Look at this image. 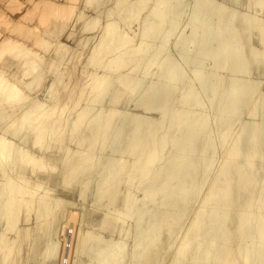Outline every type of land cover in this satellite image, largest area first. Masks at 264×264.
Here are the masks:
<instances>
[{
  "label": "rangeland",
  "instance_id": "374dc122",
  "mask_svg": "<svg viewBox=\"0 0 264 264\" xmlns=\"http://www.w3.org/2000/svg\"><path fill=\"white\" fill-rule=\"evenodd\" d=\"M14 1H15V3H14ZM38 1L39 0H13V2H12V0H10V2H9V0H7V1L6 0H2V1L0 0L1 18L3 19V17H6L5 22L7 25V26L6 25H0V32H1V35H3V36L10 34V30L12 28H16V30H17V29H20L22 27H26V28H24L25 30H29V28H31V31H32V27H34V29L35 28H37V30L39 29L37 32L42 33L45 30V28L47 27V25L50 24L51 22H54L55 24L63 25L62 28L58 27L59 28L57 30L58 34H56V35H51V34L45 35V31H44L45 38L51 44L48 46V48H45V49L41 48V50L47 51V53H45V55L49 54V52H50V54L48 56L52 57V61H55V63H57L58 65H56L57 69L54 70L53 67L55 65L52 67L48 64H43V65H45L46 69L42 65V66H40V68L36 69V72L42 73V72H40L41 70H44V69L47 70L50 66L51 67L50 69L51 70L53 69L52 72L49 69V71H45L46 75L44 73L43 76H46L45 77L46 80L48 78H51V80L49 79L48 83H46V81L44 79V81H42L43 83L41 82V84H40L39 88H37V90H33V85H31L32 89L30 88L29 91L27 89L28 92H26V90H25L26 94H28V96H29V98H28L29 101L27 102L26 100H24L23 101L24 103L21 102V104H18L16 106L18 108L16 110L18 114L15 111L11 117V119L13 118L12 120L15 122H12L11 119H9L8 121H10V122L7 125H4L1 127V128H4V131L2 130V132H1V129H0V135H2V133H3L5 136L7 135L9 137V133H8V129L10 128L9 125L12 126V124L16 123V121H18V122L20 121L19 117L21 118V116L23 114H19L18 110L20 107L24 108V106H26L25 104H27L28 106H31L32 104L30 105V102L33 103V100H34V98H32V97L35 96L36 100H34V101L38 100V103L36 104V105H38L41 102V100L43 102L45 101V103H46L48 101L47 98H51V100L50 99L49 100L54 102L55 99L53 96H55V95H53V96L50 95L51 91L48 92V90H53V89L56 90L57 89V90H59L58 96H61V95H59V94H62L60 90H64L65 86L59 85V87H57L58 85L55 84V82L51 85V83L54 79L51 77V74H52V76H54V73H58L59 71H61V72L63 71L62 73H64L63 74L64 78H65L66 74H70V78H72L75 81V83H74L76 85L75 89L77 87L78 88L80 87L84 90L87 89L92 83L93 84L97 83V81L101 78H105V79L109 78V81L104 83L101 86V90H99L100 92H102V95L100 97H98L97 99H95L93 102H91L92 98L89 99L90 102L87 101L86 96L82 92L74 94V96L72 97V101L69 102L68 109L66 108L63 111L64 114L62 113L64 115V116H62V118H65V119L67 118L66 119V122H67L68 117H69V115L67 117V114L71 113V111H72L71 115H73V117H72V120L69 117V119H70V121L68 120L69 124L72 123L71 121L76 119L75 117L77 115L78 110L81 107L84 108V106H86L85 109H87V112H91V114L89 113V115L85 114L87 116V118L88 117L90 118V116L93 113L95 114V112L98 113V114L96 113L97 118L98 117L100 118L101 116L103 117L105 114L104 115H102V114L107 113V110H109V103H107V102L111 101V97L109 100L110 90L112 91L111 88H115V86L119 85V83H118L119 79L126 78V85L127 86H126V91H125V95H124L125 100H123L124 101L123 103L122 102L120 103L119 107L118 106L116 107L118 110L117 111L118 114L115 116V118L113 119V122L111 123L112 128L113 127L117 128V127H119L120 123H124V122H125L124 125L126 124L127 129L131 128L132 123L130 122L131 121L130 118L134 119L133 118L134 116H135L136 120H138V121L144 120L147 123H150L153 120L156 121V119L157 120L160 119L161 120V128L157 131V138L159 140H161V139L164 140L165 138L169 137V140H171L172 134H173L172 137L175 138V136H176L175 135L176 133H175L174 127H173V123H174L173 119H175V116L178 115V117H180V118H188V119L190 116H197L199 118H207V119H205L206 120L205 125L199 130L197 137H195V139L192 143V148L193 147H195V149L197 148V152L199 149V155L201 152V155L204 156V161L202 160L201 164L198 163L199 165L197 166V171H196V173L198 175H196V173H195L196 180L194 178V181L196 184L195 185L196 190L198 192L195 191L196 194L192 193L193 194V195L191 194L192 196L189 195L187 197L188 202H185L184 206H178V205L172 204L170 206V209H168V210L162 209V207H161L162 204H160L162 193L158 197H157V195H155V196L152 195L148 190L149 184H146V183L150 182L151 180H153V178L151 177V176H153L151 171L144 173V174H140L138 176H134L133 178L129 177L125 171L122 172L124 174L121 173L120 175L115 176V179H113V180L116 182V178H117V180L119 179V181L116 182L118 187L116 186V183H115V186H114L115 189L112 191L113 194L111 193V196H112L111 201L109 202V200L103 199L101 201V203H103V202H105V203L98 205L97 204L98 195L100 194V191H102L100 189V187L102 186V182H101V180L103 179L102 176H104V174H106V172L108 171V168L110 169L111 166L113 165L112 167H113V169H115L114 165H116V163H119V162H117V160H119V161L121 160L122 163H124V164H125V162L128 164L129 160L131 161V162H129V164H131L133 162L132 160H134V158L132 157L133 155H130L129 153L121 152L120 154L121 155L123 154L121 156L119 154V151L116 152L120 143L113 142L112 144H110V143L108 145L105 144V146L107 145L106 148H105L104 144L102 145V147L99 144L95 145L93 148L95 152L92 150V153H93V156H92L91 152L89 153L90 150L87 151L88 152V154H87L86 149H83V145H84V147L86 146V148H87V143L85 144V141H82V143L81 142L77 143V140L75 139V135H73V134H72L73 136L70 135V133H68V129L65 133V136L63 137V139L65 140V143H62V142H64V140H62V142H60L58 144L56 143V145L50 144L51 146L49 145L48 141L47 142L45 141L42 146L37 145L36 147H34L32 145V143L30 144L31 141L25 142L24 143L25 145H23V144L21 145V143H19L20 145H18L17 143L20 141H17V139H15V138H12V140H10V138H9V140L12 143L14 142V144H16L15 149L21 148V146H22L21 150L26 152L25 150L28 149L27 152L30 154L32 153L31 155H29L26 152L28 154V157L35 156L38 159L40 157V161L42 158H43V160L46 161L45 162L42 160L41 161L42 166L44 165V167H42V168H39V167L36 168L35 167L36 170L34 168H32V166H31L32 164H29V163L27 164L30 166L24 165V167L26 168L25 171L28 168L27 172L24 171V179L25 180L27 179L28 181L31 180V182H30L31 184L29 183V185H32V186L37 183L38 189L36 190V192L38 195L35 192L34 198L36 196H37V198H39L40 195L42 193H45L46 191H47L46 192L47 196L51 195L50 197L53 198L54 200L50 199L51 200L50 204L51 205L53 204L55 206V208H54V206L52 205L53 214L58 208L57 205L55 204V199L60 200L61 203H63V198H65L64 204L60 207L59 210H57L62 215V217H60V221H61L60 224L63 222V219L61 220V218H63L64 214H66L65 211L70 210L69 208L72 209L73 205L74 206H75V204H77V205L75 206V208L73 207V210L69 211L70 213L67 211L69 216H71L70 217L71 219L68 217V214H66L67 218L65 216L64 222H63L66 225V227L63 223L61 224L62 227L59 224V226L61 228L60 227L54 228L53 229V232H54L53 236H52V232H51L52 229L49 230V227L52 225V223L54 221L53 217L51 218V216H50L51 219L47 218V219H45V222H43L44 220H41L42 218L39 215V213H38V215L36 213V211L40 212V206L37 205V203L34 204L35 201H33L32 205L30 207L31 210L29 209L28 213L25 210H23V211L21 210L20 214H22V215L19 214L18 220L15 223L14 227L13 226L9 227V229H10L9 232L4 233L5 227H4V223L2 222L0 224V226H3V229H2V227H0L1 228L0 229V235H2V237L0 239V246L2 244H4V239H5V243H6L9 241L8 240L9 238H10V241H9L10 244H13L12 236L14 235V239H15L14 242H15V245L17 247L15 250L14 244L12 245L13 249H11L8 253V255H9V257L7 258L8 263L11 262L9 264H15L17 262V264H21V263L23 264L24 262H26V258L28 259V257L29 258L31 257L32 242H31L30 246H29V243L31 240H33V234L34 233H32V237H31V234L30 233L28 234V232L30 230V232L34 231L36 233L35 229H37V232L39 231V233L42 232V234H44V233L46 234V236L44 235L45 239H46V243L47 242L49 243L50 241H52V242L56 241L57 243L60 242V244L58 243L59 245H58V251H57V256H56L57 258L60 257V260L58 258V260H57L58 263H56V264H69V261H73V259H76L75 254L73 253L74 250L72 248L73 244H74V238H75V237L73 238V236H74V234L76 236V234H78L79 229H80V232L83 234L92 233L94 235V232H96L95 236L102 237V239L100 237L97 238L99 241L100 240L106 241L107 238H108V240L106 242H108L110 244L111 243L117 244L121 241L122 242L124 241L123 243L125 246L123 247V249L120 252V254L123 256V260H122L121 264H125V262H126V264H128V263L130 264L129 254L131 255V253L133 252L132 250H134L135 246H137V244H136L137 239H141V237H143L144 234H149L150 232H152L153 229L157 226L156 224H158L160 222V219L164 218V216H167L168 214H170L172 216H177V217L179 215V217L177 219L176 229L174 232V234H176V235L173 234L174 236L171 237L170 234H168V236L165 233L161 234L160 237H162L161 239H163V240H165L166 237H167V239H169L168 237L170 236V239L171 238L172 239L171 240L169 239V240L172 244L170 242H168L169 240L166 239V246H165V241H164V247L161 248L162 250L161 249L159 250L160 251L159 255L164 256L167 251L169 252L170 249H171L170 253L171 254H172V252L174 253L177 250V248L179 247L178 243L180 244L182 239L185 237V232L187 234L188 230H190L189 226H190V228L192 226L193 221H192L191 217L195 216L197 213V212L195 213V210L199 209V207H201V205L200 206L198 205V204L203 203L202 200H204V199H201V198H203V197L205 198V196H207V192L209 193V190L207 188L211 189V185L214 182L220 180V179H218V175H216L218 173H216L215 175L213 174L214 171H216V172L218 171V168L223 163L222 161L228 160L232 163V165L238 161L243 162L244 155H245L243 151L246 148V146H245V148H243V146L245 144V141H247L246 140L248 138L247 136L250 135V132L252 129L250 127L255 126L257 129V128H260V124L261 125L264 124V122L262 123V121L264 120V3H261L259 8H258V4L255 5V2H253V0H247V1H245V0H232L233 4L230 3L231 0H214V1H216L215 4L218 3L219 5L220 4L222 5V6L220 5V7L218 8V7H216L217 5L216 6L213 5V7H212V3H214L213 0H212V2L210 0H206V1L204 0L205 3L207 2L206 5H204V7L201 8L199 11H196L192 8V5L195 2V0L194 1L193 0H183V1L182 0H160L161 2H163L164 8L169 7L172 9V11H167V9H166L163 12L164 21H163V24L161 25V27L154 29L153 31H149L147 33L146 40H144L140 44V33L142 31L143 25L145 24V21L147 20L146 18H147L148 12H149L151 6L156 1H158V0H148L147 5H145V7L142 8L141 13L138 16L137 21L134 24V26H133L134 28L132 30L126 26H124V28H123V24H121L119 22L120 28H122L121 32L124 34L127 32L126 36H127V34H128V37L132 36L133 40L131 41V43L125 44L122 47L117 46L118 50L128 47V52L130 51L129 52L130 57L128 59H126V62L123 64V67L121 69H115V71H113L110 69L112 66L108 65L110 68L107 66V62L109 59H111L113 57V55L118 50H114L113 52H111L113 50L112 49L110 51L111 53L108 52L105 55V57L102 58V62H99V63H94V59L97 58L98 56L93 51H94L95 46L100 42L101 38L106 34V32L104 30L105 25L107 23H112L114 20H117V16H119L118 14L120 13V6L124 5L125 3L132 2L134 0H125L121 5L115 6L114 9H113V6L117 2V0H86V1L85 0H75L74 1V3H75L74 12H72L68 17H66L64 19H58L57 22H55L54 18H50L49 20L46 21V23L44 22L45 20L41 21V19H42L41 14L43 13V7H42L43 5L38 4ZM192 1H193V3H192ZM242 1L244 2V5H243ZM208 2L210 4H208ZM81 4H84L85 6L80 9L79 7L81 6ZM245 5H246V7H245ZM223 6H224V8H223ZM252 7H254V9ZM255 8H256V11H255ZM259 9H260V11H259ZM40 10H42V11H40ZM81 10H82L83 14L81 17H79L78 14ZM241 15H244V17H245V15H247V17L254 16V17H251V18L249 17V18L250 19L253 18V21H255L254 20L255 17L258 18V20L260 21V25L263 26V29L261 31V30H258L256 27L254 28V26L249 25V27H248L249 28L248 29L249 34L247 33L245 35L246 36L245 40H247L246 41L247 43L245 46H241V44H239V42H237L234 39L235 30L238 27V25H236V18L238 17V19H241L242 18ZM26 17H29V19L30 18L31 19L30 20L26 19ZM149 18L151 20H153V18L148 17V19ZM174 19H176V21L179 23V32H177L176 34L170 27V22ZM10 24H11V28H10ZM119 25H117V26H119ZM262 26H261V28H262ZM127 28H128V30H127ZM123 29H125L126 32ZM116 32H118V29L117 30L115 29V33ZM129 32H130V34H129ZM131 32H133L132 35H131ZM111 33H114V32H111ZM171 33H172V35L168 38L169 41L167 42V44H168L167 48L164 52H162L161 51L162 42L167 38V35H169ZM55 36H57V37H55ZM254 40L255 41L257 40V42H255ZM259 42H260V44H259ZM250 43H252V47L250 46V51H249V44ZM117 45H119V42L117 43ZM247 46H248V48L246 50L249 51V53L252 51L250 53L251 55L253 53L252 58L251 57L249 58V54H247V52H245V47H247ZM238 50H240L241 54L244 53L243 54L244 57L247 54L249 62L251 63L250 65L251 66L253 65V67L256 65L255 67L258 68L257 72L254 71V70H256V68L252 67L253 69L252 68L249 69L250 65H249V68L246 69L247 62L245 61V58H244V60H243V58H241L242 64L239 63L237 66L232 65L231 63H227L225 61L226 59H228L227 57L229 54L235 53ZM55 51L59 52V53L56 54ZM45 55H44V57H45L44 59H46V58L49 59V57L45 56ZM28 57L26 56V59H28ZM21 58L22 57L17 58V59L18 60L20 59L19 61H21L22 60ZM14 59H16V58H14ZM90 59H92L93 64L90 62ZM259 64H260V66H259ZM261 65H263V69L259 70ZM171 66H175L177 69V72L179 74V76L175 77V79L171 74L167 73V71H166ZM262 70H263V72H262ZM14 71L15 72L17 71V66L14 67ZM50 72H51V74H50ZM260 72H262V73H260ZM71 73H72V75H71ZM7 74H9V73H7ZM48 75H49V77H47ZM75 76H77V78ZM70 78H68V77L65 78L66 80L69 81L68 85L70 83H72V85L70 84L67 89H69L70 86L74 87V85H73L74 81L72 79L70 80ZM31 79H32V77L31 78L29 77L28 79L26 78V80H23V81L28 82V80H31ZM45 84H48V85L45 86ZM54 84L57 86H55ZM48 86H49V88H48ZM55 87H57V88H55ZM151 87H158L155 94H153V92L151 94H149L150 90L152 91ZM44 88H45V90H44ZM34 89H36V87ZM39 89L41 92L38 91ZM30 90H32L33 92ZM36 91H37V93H36ZM45 91H47V93H45ZM38 92H40V93H38ZM93 92H95V91H93ZM251 92L253 93L254 96H252V95L249 96V94ZM163 93L169 94L168 95L169 101L166 102L167 104L165 106H163L162 99L160 100L161 95ZM30 94H33V95L30 97ZM45 94L48 97L45 98ZM36 95H38V96H36ZM41 95L45 99L42 98ZM247 95L251 99L248 98ZM253 97H255L256 99ZM88 98L89 97H87V99ZM252 98H253V100H252ZM39 99H41V100L39 101ZM246 99H248V103L245 104ZM143 100L148 101V102H146V103H148V106L149 105L157 106L156 109H154V110L149 109L151 111L145 110V109H148L149 107H147V108L145 107V109H144V106H146V105H143V107H142V104L140 105V103L143 102ZM249 100H251L252 102ZM232 101H235V103L239 104V106H240L239 110H241V111H238L237 116L235 115L236 117H234V116H233L234 118L232 117L233 119L230 118L229 114L227 115L226 111H225L226 113H224V112L219 113L221 106L227 107L230 104V102H232ZM53 102H49L47 107L50 106V103L52 105ZM105 102L107 105L105 104ZM34 103H33V105H35ZM45 103H41L39 105H43ZM88 103H89V106H88ZM90 103L93 104V105L91 104L92 105L91 107H90ZM46 104H45V108H43L44 110L46 109ZM72 104H75V107L77 108V110L74 106H72ZM85 104H87V105H85ZM138 104H139V106H138ZM110 105H111V103H110ZM70 106H72V107H70ZM106 106H107V108H106ZM73 107L75 108V110ZM52 108H53V105L51 106V109ZM70 108L72 109L71 111H70ZM88 108L90 111H88ZM48 109H49V107H48ZM51 109H49V110L46 109V110L50 111ZM73 110H74V112H73ZM251 110L254 111V113H251ZM53 111L55 113V111H57V110L54 108ZM248 111L250 114L248 113ZM79 112H80V110H79ZM20 113H21V111H20ZM22 113H23V111H22ZM65 113H66V115H65ZM246 113H247L248 117H247ZM16 114H17V116H16ZM94 114L92 116H95ZM54 116L57 117L56 114H54ZM136 116H138V118H136ZM14 117H17L18 119L16 118V120H15ZM116 118H118L120 120H121V118L122 119L126 118L127 120L124 119V120L118 121V119H116ZM128 119H129V122L127 124ZM225 119L226 120L228 119L227 120L228 125L230 122L229 126L232 125L231 126L232 128L231 127L230 128H231V130L233 129V131H231V132L238 134L237 129L239 127L238 125H240V124H242V128H244V126H245V129L247 128V131H245V129H242L241 125H240L239 129L241 131L238 129L239 132L241 133V134L239 133L240 134L239 136L241 137L242 131H244L243 133H245L247 135L246 139L244 137L245 134H243L244 138L243 137L240 138L238 135H235V134H234V136H235V138H234V136L232 135V137L234 138L233 141H238V143L242 146L241 156L239 157L240 159H236V157L226 158L228 151H227V149L225 151V148H227L228 143L225 144L226 146H224V145H221L219 140H218L222 130L224 129L223 127L226 126L225 125L226 124ZM42 120H43V117H42ZM42 120H41V118H39L38 121H42ZM117 121L119 123H117ZM148 121H150V122H148ZM84 122L86 123V121H84ZM222 123H223V125H222ZM5 126H6V128H5ZM70 126L71 125H69L68 127H70ZM87 126H88L87 123L84 124L82 122V125L80 126L79 133L81 132L82 128H83L82 129V131H83ZM236 126H237V128H236ZM248 127L250 128L249 133H248V131H249ZM261 127H262L261 131H262L263 125ZM234 129H236V130L234 131ZM5 130H6V132H5ZM145 131L146 130L143 131L144 135H145ZM263 131H262V134L260 133V129L258 132L260 135V138L262 137V140L259 139L261 141V142L259 141V145H260V146L258 145L259 148L261 147L262 143H263L262 146L264 145V142H262V141H264ZM70 132H71V127H70ZM68 134L71 137V140L74 137L73 138L74 144L72 143L73 142L72 141L71 147L74 146L73 149L75 151L73 149H71L70 147L69 148L71 150L68 149V147H67V146H70L69 145L70 143L67 141V139L70 140L69 137H67ZM4 135H2V136H4ZM30 138L31 139H29V140H32V134H31ZM174 138H172V140ZM237 138H239V140H237ZM242 139L244 142L243 141L239 142ZM231 140L232 139H230V141ZM233 141H231V144ZM75 142H76V144H75ZM242 143H244V144H242ZM60 144H61V146H62V144H64L63 145L64 149L67 148L65 151V154L64 153L61 154L62 149H61V151L59 150L61 147ZM166 144L167 145H165V147L163 149H161V151L159 152L157 160L155 162H153V164H154V165L152 164L153 168L155 169V167H156V170H158V171L161 170L160 168L162 167V164L165 162L163 159V158H165V156H166L165 160H167L168 156H169L171 158L174 157V159H176V160H183V162H182V166L180 167V171L176 172V175H175L176 178H174V180L167 181L164 184L162 183L163 185L161 184L159 186V188L162 186L161 191H163L165 193L170 192V191L175 189V187L177 186V184L180 181V178H179L180 175L182 174V172L185 171V168L189 165V162L192 160L193 155H194V151H191L189 154L186 153L185 141L182 138H178V141L176 142L175 145H171L170 143H166ZM229 144H230V142H229ZM229 144H228V146H229ZM31 145L33 147H31ZM246 145H247V143H246ZM26 146H28L27 149H26ZM46 146H47V149L50 151H51V147H52L53 150L55 149L54 150L55 152L51 151L52 152L51 153L48 151V153H46L47 149L44 150V148H46ZM65 146H66V148H65ZM78 146H80V148H82L81 151L78 148ZM40 147L42 150H40ZM49 147H50V149H49ZM55 147L58 148L59 153H57L58 151L56 152ZM95 147H97V151H98L97 155L98 156H96ZM29 148H31L35 152H36V150H38V151L35 153ZM102 148H104V150H101ZM113 148H114V150H113ZM76 149H78L80 153H84L86 155L90 154L91 159H92V157L94 158L91 161L92 166L90 165L91 168L94 169V171H93L94 173L93 172L91 173L92 170H91L90 166L87 167L84 170V173L80 176V180L77 179V182L75 180V182L78 185V186L76 185L77 186L76 188L73 187V186H75V182L73 184H71L70 186H62V187H61V185H57L55 182V183H53V185L55 187L58 186L55 188V187H52L51 181H50V184H49L48 180L38 181L39 175H40V177H42V176H44V177L49 176L50 177V175H51L52 180L55 178V176H58V172H61V169H62L61 166L65 163V159L67 157L68 150H69V153L71 151L70 155L71 154L73 155L72 151H74V154H76L75 152L78 153V150H76ZM99 150H101V151H99ZM228 150H229V148H228ZM260 150H261V152H263V159H264V149L263 150L260 149ZM40 151H42V152L39 153ZM167 151H170V152H167ZM223 151L225 152L224 155H226V156L222 155ZM53 152H54V154H53ZM99 152H102L101 157H99ZM197 152H196V156H197ZM34 153L36 155H33ZM167 153H169V154H167ZM47 154L52 155V156H48ZM57 154L60 156L59 157L56 156ZM63 154L65 155V159H64ZM94 154H95V157H94ZM127 154L130 155L132 158L129 157ZM43 155H45V156H43ZM53 155L56 156L57 158H59L58 161H57V158L54 157ZM47 156H48V158H47ZM53 157H54V159H53ZM62 159L64 160V163H63ZM162 159L164 162L162 161ZM263 159L260 158L261 162L258 161L259 164L257 163V166L254 167V169L257 167L256 170H257L258 176L257 175L256 176L258 177V181H256L254 185H250L246 189H244L245 194L246 193L249 194V192L252 190V192H250V194H252V196H251L252 204L248 210V213H250V212L260 213L261 212V209L258 208L257 201L264 199V192L262 191V187H261L262 183L264 184V182H263L264 176L260 175V171L258 172V169L260 170V168L264 164ZM59 160H60V163H59ZM93 160H94V163H93ZM95 161H97L96 164H95ZM101 161H102V164H100V165H102L103 168L100 167V165H99V162L101 163ZM105 161H107V162L104 165L103 162H105ZM262 161H263V163H262ZM159 163H160V165H159ZM217 163H219L220 166L217 169H215V166L217 167V165H218ZM59 164H61V165H59ZM107 164H108V168H107ZM258 165H259V167H258ZM46 167L48 168V171L45 169ZM60 167H61V169H59ZM88 169L90 170V175H89ZM98 169H99V172H98ZM101 169L104 170L103 175H101L103 171H101V174H100ZM261 169H262V171H261L262 174H264V172H263L264 165ZM95 170H97V172ZM105 170H106V172H105ZM256 170H254V171L256 172ZM14 171L16 173V169H14ZM14 171H12V174H14L13 173ZM87 171H88V173L86 175ZM29 172H30V177L32 179L31 178L29 179V175H28ZM43 173H45V175H43ZM96 173H97V175H96ZM93 175H94V177H93ZM59 176H60V173H59ZM59 176L56 178L58 179ZM100 176H101V178H100ZM197 176H198V178H197ZM97 177H98V179H97ZM122 177L125 180H123ZM259 177H260V179H259ZM56 178L54 179L55 181H56ZM81 178H83V179L88 178L89 179V182H87V186H86L87 189H85V191L88 194H89V190H91V192H90L89 196L86 194L85 191H84L85 192L84 194L82 193L83 198L85 197L84 200H86L88 198L87 199L88 202L85 201L86 203L81 201L82 198L81 199L79 198V195H81L78 192L81 190V188H80L81 187ZM135 178H137V179H135ZM210 178L212 179V181L210 180L209 182H207ZM213 178H215V180ZM138 179H139V181L141 180L142 183L144 182L146 185L144 183L141 184V182L139 183ZM78 180H79V182H78ZM120 180L124 181V183H122V181H120ZM28 181H27V183H28ZM33 181L35 182V184L33 183ZM90 181H92V182H90ZM130 181H132V182L134 181L135 184L131 183ZM136 182H137V184H141V186H144V187L146 186V188L148 187L147 190L145 191L146 188H144V187H142V189L140 187V189H141L140 190L138 187L139 185L136 186ZM95 183H96V185H95ZM125 183L128 185H125ZM207 183H210V184H208L209 186L207 185ZM39 184H42V185H39ZM197 184H198L199 189L197 188ZM39 186H40V188L42 186V188L43 189L45 188V190H43L42 188H41L42 189L41 190L39 188ZM45 186H47V190H46ZM59 186L61 189L59 188ZM202 186H203V188H202ZM78 187L80 189H78ZM51 188H53V189L55 188L56 192L58 194H56V192H54L55 190L52 189L54 192L53 193ZM69 188H71L74 192L72 191V193H71L70 192L71 189L69 190ZM134 188L136 189L135 191H134ZM143 188H144V190H143ZM200 188L202 189V191ZM205 189H207L208 191L207 190L205 191ZM48 190H49V193H48ZM65 190H67L68 192H66ZM255 190H256L257 195L254 194ZM40 191H41V193L39 194ZM199 191H200V193H199ZM253 191H254V193H253ZM50 192L53 193V197H52V194ZM64 192H65V194H64ZM127 192H129V194H130L129 197L127 196L128 195ZM73 193H75L77 195H75ZM197 193L201 197H198ZM54 194H55V197H54ZM62 194L64 197L62 196ZM123 194H125L128 198H126V196ZM57 195H59V196L57 197ZM74 195H75V198L73 197ZM84 195H86V196H84ZM91 195H93V196L91 197ZM202 195H205V196L202 197ZM123 196L125 197V199ZM89 197H90V199H89ZM60 198H62V199H60ZM68 198L71 199L69 201L70 202L72 201L73 205L70 204V202L68 201ZM91 198H93V199H91ZM188 198H189V200H188ZM198 198L201 201H199ZM77 199H79L80 201H77ZM196 199L198 201H196ZM52 200H53V203H52ZM65 200H67V201L65 202ZM127 200L133 203V206H134L133 208H136V211L133 210V213H129V218L127 219V222H126L127 225L125 224V228H127V230L123 229L124 230L123 231L124 236L122 234V230H118L121 234L118 231H116L114 233L115 235L113 236L112 233H109L107 230L103 229L100 226L99 220L103 218V215H105L106 210H107L105 208H108L109 206H111V207L113 206L112 208H115L114 210L118 209L117 211L119 213L122 212V210L124 208L123 203L125 205ZM36 202H38V200ZM67 202H68V204H67ZM78 202H81L84 204L80 203V205H79ZM157 202H158V204H157ZM159 204H160L161 209L158 206ZM36 205L38 206L37 208H36ZM67 205H69L70 207ZM34 206H35V211L33 213V210H34L33 207ZM65 206H66L67 210L66 209L61 210V208H63V207L65 208ZM97 206H101V208L99 207L97 209ZM102 206L105 208L102 209L103 208ZM99 210H102V211H99ZM62 211H64V212L62 213ZM71 211L74 214H72ZM212 211H213V207H212V205H209L205 209L204 214L205 215L207 214V216H209L212 214ZM102 212H103V214H102ZM100 213H101V216H99ZM194 213H195V215H193ZM25 214H26V218H25ZM34 214H35V216H34ZM95 215L100 217V218L97 217L98 221L95 219L96 218ZM38 216L40 219L39 218L35 219V217L37 218ZM23 218H25V219H23ZM28 218H29V220H28ZM66 219L67 220L69 219V221H66ZM190 219H191V222L189 221ZM33 220L37 221L36 224L34 223ZM94 220L97 223L94 222ZM65 221H66V223H65ZM47 222H48V224H47ZM67 222H68V224H67ZM189 222L191 223V225H188ZM222 222L224 223V221H218L216 224L221 226L223 224ZM31 223H32V227H34V229L30 228ZM49 223H50V225H49ZM95 223H96V225H95ZM253 223H254V221L252 220V222L249 225L250 229L254 228ZM22 224H24V225H22ZM40 225H41V228H43V225L44 226L47 225L48 228H43L44 229L43 230L40 228ZM184 225H185V228H184ZM68 226H69V228H68ZM70 226L72 228V233L70 232V229H71ZM25 227H26V229H25ZM98 227H99V229H98ZM186 227L188 228V230ZM19 228L22 230V232L27 231V235H26L27 239H24L25 236H23L20 233L21 230ZM17 229H18L19 234H18V232H17V234H15ZM100 229H101V231H100ZM177 229H178V232H177ZM181 229L183 231V236H182ZM184 229H186V231H184ZM1 230H2V232H1ZM31 230H33V231H31ZM64 230H65V234H64ZM86 230H88V231H86ZM98 230H99V232H98ZM45 231H47V233ZM49 231H50V233H49ZM56 231L58 232L59 235L57 234ZM90 231H92V232H90ZM180 231H181V239H180ZM103 232H104V234H103ZM117 232H118V236L120 235V238L119 237L117 238V235H116ZM61 233L63 236L61 235ZM98 233H99V235H98ZM100 233H101V235H100ZM47 234H48L49 239L47 237ZM127 234L129 235V237L127 236ZM5 235H6L7 239L5 238ZM19 235H20V237H19ZM50 235H51V237H50ZM121 235H122V237H124V240L121 237ZM163 235H164V237H163ZM215 235L216 234H214V233L208 234V236H211V237H213V236L215 237ZM15 236H16V238H15ZM126 236H127V238H125ZM208 236L206 237V239L208 238ZM21 237H23V238L21 239ZM29 237H30V240H29ZM11 238H12V240H11ZM62 238H64V239H62ZM177 238L179 240V241H177L178 247H177V245H175ZM57 239H58V241H57ZM60 239H62V240H60ZM116 239L118 240V242H114V241H116ZM120 239H122V240L120 241ZM26 240L28 242L27 247L25 244ZM112 240H113V242H112ZM61 241H62V244H61ZM167 243L169 244V247H167L168 246ZM146 245H147V243L144 245V247ZM173 245H175V246H173ZM60 246H62V247H60ZM206 246H207L206 242H203L201 244V248H204ZM171 247H177V248H174L176 250H173V248H171ZM250 247H251L252 251H254V252H258V250L260 249V245H258V243L255 240H253V242L250 244ZM26 248L28 250L31 249L30 254H29V251L26 250ZM25 250H26V252H25ZM1 251L2 250L0 249V253H1ZM161 251L163 252V254H160V253H162ZM14 253L16 254V256ZM27 253H28V255H27ZM170 253H168L169 258L167 257L168 261L165 257V260L167 261L165 263H164L165 260L163 259V257L159 256L161 258V263H162V261L164 264H166V263L168 264L170 262V259L174 256V254H172L173 256L172 255L170 256ZM13 254H14V256H13ZM25 254L27 257H25ZM0 256H2V253L0 254ZM22 256L25 260L24 261L22 258V260L24 262L21 261ZM2 258L4 259V257H1V260H2ZM13 258L14 259L16 258L15 261ZM83 258H82V264H84V263L87 264V261L89 262V260L87 258H86L87 260L85 258L84 259ZM28 260L30 261V259H28ZM84 260H85V262H84ZM59 261H60V263H59ZM137 261H138V263L140 262L139 258L136 259V262ZM93 262L94 261H91V262H89V264H93ZM96 262L94 264H96ZM26 263H28V262H26ZM26 263H24V264H26ZM1 264H3V263H1ZM28 264H32V263L29 262Z\"/></svg>",
  "mask_w": 264,
  "mask_h": 264
},
{
  "label": "bare ground",
  "instance_id": "6f19581e",
  "mask_svg": "<svg viewBox=\"0 0 264 264\" xmlns=\"http://www.w3.org/2000/svg\"><path fill=\"white\" fill-rule=\"evenodd\" d=\"M74 1L75 0H67V1L66 0L65 1L64 0H60V1L59 0H39L38 4L43 5L42 6L43 7V13L41 12L42 13L41 14V16H42L41 21L45 20L44 22L46 23V21L49 20L50 18H54L55 22H57L58 19H64V18L68 17L72 12H74V9H75ZM124 1L125 0H117L115 5L113 6V9L115 8V6L121 5ZM193 1H192V3H193ZM205 1L204 0H195V2L192 5V8L196 11H199L201 8L204 7V5H206L207 2L205 3ZM210 1L212 2V0H210ZM245 1H247V0H245ZM9 2H10V0H9ZM12 2H13V0H12ZM209 2H208V4H210ZM213 2L214 3H212V7H213V5L214 6L217 5L216 7H218V8L220 7L221 4L220 5L218 3L215 4L216 1H214V0H213ZM253 2H255V5L258 4V8H259L260 4L264 3V0H253ZM14 3H15V1H14ZM147 3H148V0H134L132 2H128V3H125L124 5L120 6V13L118 14L119 16H117V20H114L112 23H107L105 25L104 30H105L106 34L101 38L100 42L94 48L93 52H95V54H97V56H98L97 58L94 59V63L102 62V58H104L108 52H110L112 49L113 50L111 52H113L114 50H118L117 46L122 47L125 44L131 43V41L133 40V37L132 36L128 37V34L126 36L127 32L125 29H123L126 32L125 34L121 32L122 28H120L119 22L121 24H123V28H124V26H126L132 30L134 28L133 26L136 23L138 16L141 13L142 8L145 7V5H147ZM230 3L233 4L232 0L230 1ZM242 3L244 5L243 1H242ZM84 6H85L84 4H81V6L79 8L81 9ZM245 7H246V5H245ZM223 8H224V6H223ZM252 8L254 9V7H252ZM166 9H167V11H172V9L169 7L164 8L163 2H161L160 0L156 1L151 6V8L148 12L147 18H146L147 20L145 21V24L143 25L142 31L140 33V44L144 40H146L147 33L149 31H153L154 29L161 27V25L163 24V21H164L163 12ZM40 11H42V10H40ZM255 11H256V8H255ZM259 11H260V9H259ZM82 14H83V12L81 10L78 14L79 17H81ZM247 15H245V17H244V15H241V17H242L241 19H238V17L236 18V25H238V27L235 30L234 39L237 42H239V44H241V46H245L247 43L246 42L247 40H245L246 39L245 35L248 33L249 25H252V26H254V28L256 27L258 30H261V31L263 29V26L260 25V21L258 20V18L255 17L254 18L255 21H253V18L252 19H250V18L254 17V16H249L250 17L249 18V17H247ZM148 17L153 18V20H151L150 18L148 19ZM26 19H29V17H26ZM5 20H6V17H3V19H2L1 18V12H0V25H6ZM117 25H119V26H117ZM261 26H262V28H261ZM58 27L62 28L63 25H59V24H55L54 22H51L50 24L47 25V27L44 30L45 35H48V34L56 35V34H58L57 33V30L59 29ZM170 27L175 32V34L177 32H179V23L176 21V19H174L170 22ZM10 28H11V24H10ZM24 28H26V27H22V28L17 29V30H16V28H12L10 30V34H7L6 36L1 35V32H0V129H1V132H2V130L4 131V128H1V127L4 125H7L10 122L8 120L11 119L13 113L18 109L16 106L18 104H21V102H23L24 100H26L27 102L29 101L28 100L29 96H28V94H26V92H28L30 88L32 89L31 85H33V90H37V88H39L41 82L44 81V79L46 77V76H43L45 71H49V69L51 68L50 66L53 67L54 65L55 66L53 68H54V70H56L57 69L56 65H58L57 63H55V61H52V57L48 56L50 54V52H49V54L45 55V53H47V51L41 50V48H43V49L48 48V46L51 44L45 38L44 31L42 32L43 33L42 34L40 32H37L39 30V29L37 30V28L34 29V27H32V31H31V28H29L30 31L25 30ZM115 29L116 30L118 29V32L115 33ZM127 30H128V28H127ZM111 32H114V33H111ZM129 34H130V32H129ZM132 34H133V32H131V35ZM171 35H172V33L167 35V38L162 42V48H161L162 52H164L166 50L167 45H168L167 42L169 41L168 38ZM55 37H57V36H55ZM118 42H119V45H117ZM255 42H257V40ZM260 42H259V44H260ZM250 44H249V51H250V46L252 47V43H250ZM247 48H248V46L245 47V52H247V54H249V58L250 57L252 58L253 53L251 55L250 53L252 51L249 53V51L246 50ZM129 52H128V47L124 48V49H119L113 55V57L108 60L107 66L108 65L112 66L111 68L109 66L108 67L113 71H115V69H121L123 67V64L126 62V59H128L130 57ZM57 53H59V52H56V54ZM243 54H241L240 50H238L235 53L229 54L227 57L228 59H226L225 61L227 63H231L232 65L237 66L239 63L242 64L241 58H243V60L245 58V61L247 62V65H246V69H247V68H249V65L251 63L249 62L247 54L245 53L247 57L246 56L244 57ZM44 55L48 56L49 59L48 58L44 59L45 58ZM26 56L27 57L29 56L28 59H26ZM20 57H22L21 59L23 61L22 60L19 61L20 59L19 60L17 59ZM14 58H16V59H14ZM90 62L92 63V59H90ZM43 64H48L50 66L47 70H45L46 68H45V65H43ZM42 65L45 68L44 70L40 71L42 73L36 72V69L40 68V66H42ZM16 66H17V71L15 72L14 67H16ZM255 66L253 67V65L252 66L250 65L249 69H251L252 67L256 68ZM259 66H260V64H259ZM261 67L259 70L263 69V65H261ZM257 69L258 68H256V70H254V71L257 72L258 71ZM52 70L50 69L51 72H52ZM166 71H167V73L171 74L174 77V79H175V77L179 76L175 66L169 67ZM51 72H50V74H51ZM62 72L61 71H59L58 73L53 72L54 76H52V74H51V77L54 78L52 83L50 82L51 85L55 82V84H57L58 86L55 84L54 85L57 87H59V85L65 86V88L63 87L64 90H60L62 94H59V95H61V96H58L59 90H57V89H56L57 91L55 89L48 90V92L51 91L50 95H52V96L55 95V96H53L55 99L54 102L50 101L51 98H47V100L49 102H53V104H52L53 108L52 109H51V106H52L51 103H50V106H48L49 109H51L52 111L51 110L47 111V110H49L47 107L49 102L47 100H46L47 101L46 102L47 104H46L45 101L43 102L41 99H39V101L41 100V102L39 104L45 103L47 110L43 109V108H45V104L36 105L38 103V100L34 101V100H36L35 96H34L32 98H34L33 103L35 102L34 103L35 105H33V103L30 102V105L32 104L31 106H28L27 104H25L26 106H24V108H22V107L19 108V110H18L19 114H23L21 116L22 119L19 117V119H20L19 122L16 121V123H13L12 126L9 125V127H10V128L8 127L9 128L8 129L9 137L7 135L5 136L3 133H2V135H4V136L0 135V224L2 222L4 223V227H5L4 233L9 232V230H10L9 227H11V226L14 227L15 223L18 220V216H19L21 210L22 211L25 210L28 213L33 201H35L34 204L37 203V205L40 206V212L36 211V213H37V215L39 213V215L42 218L41 220H44L43 222H45V219H47V218L51 219L53 217L54 221H53L52 225L49 227V230L52 229L51 230L52 236L54 234L53 229L60 227L59 226V224L61 222L60 217H62V215L57 210H59L60 207L64 204L65 198H63L64 197L63 194H62L63 197L61 196L63 198V203H61L60 200L55 199V204L57 205L58 208L55 211L56 213L54 212V214H53V208H52L53 204L52 205L50 204V202H51L50 199H53L50 197L51 195L47 196L46 195L47 191H46L45 193H42L39 198H37L36 195H35L36 197L34 198V194H35L36 190L38 189L37 183L35 184V182L33 181V183L35 185L32 186V185H29L31 180L28 181L26 179L28 181V183H27V181L24 179V171L26 169L24 167V165L30 166L27 164L28 163L32 164L31 166L35 170L37 167L42 168V167H44V165L42 166V162H41L43 160V158L40 161V157H39V159L35 156L28 157V154L29 155L32 154V153L30 154L27 152L28 146H26L27 150H25L28 153L27 154L26 152L21 150L22 146H21V148L17 147L18 149H15L16 144H14V142L12 143L10 140H12V138L17 139V141H20L17 143L18 145H20L19 143H21V145L22 144L25 145L24 144L25 142L31 141L30 144L32 143V145L34 147H36L37 145L42 146L45 141L46 142L48 141L49 145L50 144L56 145V143L58 144V143L62 142V140H64L63 137L65 136L67 129H68V133H70V135H72V134L75 135V139L77 140V143L78 142L82 143V141H85V144L87 143V148H86V146L84 147V145H83V149H86V152L90 150L89 153L91 152L92 156H93L92 150L94 151L93 148L95 145L99 144L102 147L103 144L105 146V144L108 145L109 143L112 144L113 142L120 143L119 147L117 148V151H116V152L119 151V154L121 152H123V153H129L130 155H133L132 157L134 158V160H132L133 162L131 164H129V162H131L130 160L128 161V164L126 162L124 164V163H122L121 160H120L121 162L119 160H117V162H119V163L115 162L117 165V166L114 165L115 169H113V167H112L113 165L112 166L110 165L111 168L109 169L108 164H107L108 171L106 172V170H105L106 174H104V170H102V169L100 170V174H101V171H103L101 175L104 174V176H102L103 179L101 180L102 186L101 187L99 186L102 191H100V194L98 195V201H97L98 205L105 203V202L101 203V201L103 199L109 200V202L111 201V198H112L111 193L113 194L112 191L115 189L114 188L115 183L119 181V179L117 180V178H116V182L113 180V179H115V176H118L123 171H125L129 177L133 178L134 176H138L140 174H144V173L151 171L153 174V176H151L153 178V180L150 181L151 183L148 182L146 184H149L148 190L152 195H154V196L157 195V197H158L162 193L161 203H160V204H162V206H161L162 209L168 210V209H170V206L172 204L178 205V206H184V203L188 202L187 197L189 195H191L192 193L194 194L195 191H197L194 178L196 175H198L196 173L197 166L199 165L198 163L201 164V161L202 160L204 161V156L201 155V152L199 155V149L197 152V148L196 149H195V147L192 148V143H193L195 137H197L199 130L205 125V123H206L205 119H207V118H199L197 116H190L188 119V118H180V117H178V115L175 116V119H173V121H174L173 127H174V131L176 133L175 134L176 136L174 138V137H172V135H173L172 134L171 140H169V137L165 138L164 140L163 139L159 140L157 138V131L161 128V120L160 119H158V120L156 119V121L153 120L154 122L148 121L150 123H147L144 120H139V121L136 120L135 116H134L133 117L134 119L130 118V120H131L130 122L132 123L131 128L127 129L126 124L124 125L125 122L120 123L119 127H117V128H114V127L112 128L111 123L113 122V119L115 118V116L118 114V112H117L118 110L116 107L117 106L119 107L120 103L121 102L123 103L124 102L123 100H125L124 95H125L126 86H127L126 85V78H121L118 80L119 85L115 86V88H111L112 91L110 90L109 100L111 97V101L107 102V103H109V110H107V113L102 114V115L105 114L103 117L101 116L100 118L99 117L97 118L96 115L98 113L94 111L95 114L93 112L92 113L95 116H92L93 115L92 114L90 116V118L89 117L87 118L86 115H89V113L91 114V112H87V109H85L86 106H84V108L81 107L79 109L80 112L78 110L79 113L77 112V115L75 117L76 119L71 121L72 123L69 124L68 123V120L70 121L69 117L71 118V120L73 117V115H71L72 109L70 108L71 113L67 114V117L69 115L67 122H66L67 118L66 119L62 118V116H64L63 111L66 108L68 109L69 102L72 101V97L74 96V94L82 92L86 96L87 101L90 102L89 99L92 98L91 102H93L95 99H97L98 97H100L102 95V92H100L99 90H101V86L104 83L109 81V78L108 79L101 78L97 81V83H94V84L92 83L87 89L84 90L80 87L79 88L77 87L75 89V86H76L74 84L75 81L72 78H70V74H66L65 78L68 77V78H70V80L72 79L74 81L73 82L74 87L70 86V88H69L70 90H69L67 88L70 84L72 85V83H70L68 85L69 81L64 78V75H63L64 73H62ZM262 72H263V70H262ZM262 72H260V73H262ZM7 73H9V74H7ZM45 75H46V73H45ZM71 75H72V73H71ZM29 77L30 78L32 77V79L28 80V82L23 81V80H26V78L28 79ZM47 77H49V75ZM75 77L77 78V76H75ZM49 79L51 80V78H48L47 80L45 79L46 83H48ZM46 85H48V84H45V86ZM35 87H36V89H34ZM57 87H55V88H57ZM48 88H49V86H48ZM27 89H28V91H27ZM151 89H152V91L150 90L149 94H151L152 92H153V94H155L158 87H151ZM25 90H26V92H25ZM44 90H45V88H44ZM30 91H32V90H30ZM38 91H40V89ZM93 91H95V92H93ZM40 92H38V93H40ZM36 93H37V91H36ZM45 93H47V91H45ZM33 94H30V97ZM168 95L169 94H167V93H163L161 95L160 100L162 99L163 106H165L167 104L166 102L169 101ZM250 95L254 96L252 92L249 94V96ZM36 96H38V95H36ZM249 96H248V98H250ZM41 97H42V95H41ZM46 97H48V96H46V94H45V98ZM87 97H89V98L87 99ZM42 98H44V97H42ZM253 98H255V97H253ZM253 98H252V100H253ZM249 101H251V100H249ZM146 102H148V101L143 100V102L140 103V105L142 104V107H143V105H146V106H144V109H145V107L146 108L149 107L148 109H145V110L156 109L157 106H152V105L148 106V103H146ZM110 103H111V105H110ZM246 103H248V99H246L245 104ZM91 104L92 103H90V107L93 105V104L92 105ZM105 104H106V102H105ZM85 105H87V104H85ZM72 106L75 107V104H72ZM72 106H70V107H72ZM88 106H89V103H88ZM138 106H139V104H138ZM54 108L57 110V111H55V113L53 111ZM75 108H74V110H75ZM106 108H107V106H106ZM239 109H240L239 104L235 103V101H232V102H230V104L227 107L221 106L219 113H223V112L226 113L227 112V115L229 114L230 118L233 119L234 117L237 116L238 111H241ZM74 110H73V112H74ZM76 110H77V108H76ZM20 111H21V113H20ZM22 111H23V113H22ZM88 111H90L89 108H88ZM149 111H151V110H149ZM16 113H17V111H16ZM248 113H249V111H248ZM251 113H254V111L251 110ZM17 114H16V116H17ZM54 114H56L57 117L54 116ZM65 115H66V113H65ZM246 115H247V113H246ZM42 117H43V120H42ZM247 117H248V115H247ZM16 118L17 117H14L15 120H16ZM39 118H41L42 121H38ZM136 118H138V116H136ZM12 119H11V121L15 122ZM116 119H118V118H116ZM124 119H126V118H124ZM124 119L121 118V120H124ZM121 120L118 119V121H121ZM227 120L225 119V123H226L225 125L226 126L225 127L222 126L224 129L222 130L218 140H219L221 145L226 146L225 144H227V143L229 144V142H230V144H229V146L227 144V148H225V151H226V149L228 151L227 156L224 155L225 154L224 151H223L222 155L226 156V158L236 157V159H240L239 157L241 156L242 146L238 143V141H233V140L235 138L234 134L238 135V136L241 134L239 132V130H240L239 127L241 125V128H242V124L238 125L239 130L237 129L238 134H236L234 132H231V131H233V129L231 130L232 125L229 126L230 122L228 125ZM84 121H86L88 126L86 128L84 127L85 129L83 131H82L83 128L81 127L82 129H81V132L79 133L80 126L82 125V122L84 124H86ZM118 121H117V123H119ZM128 122H129V119L127 121V124H128ZM263 122H264V120L262 121V123ZM223 123H222V125H223ZM69 125H71L70 126L71 132H70V127H68ZM262 125H263V130H264V124H262ZM262 125L260 124V128H257V129L255 126L250 127V128H252L251 132L249 130L250 128L248 127V130H249L248 133L250 132V135L247 136L245 133H243L244 131H242V136L241 137L239 136L240 138H242L244 136L243 134H245V136H244L245 139H246V136L248 137L246 139L247 141H245V144L242 143V144H244L243 148H245V146L247 148V149L245 148L243 151L245 155L242 153L244 155L243 162L240 160L242 163L239 162L238 160L237 161L240 164L238 162H235V164L232 165V163L228 160L222 161L223 163L221 164V166L219 163H217L218 165H217V167L215 166V169H217L219 166L220 167L218 168V171L217 172L214 171L213 174L215 175L216 173H218L216 175H218V179H220V180H218L216 182L213 181L214 182L213 184L211 183L212 184L211 189L207 188L209 190V193L207 192V196L202 195V197L205 196V198L204 197L201 198V199H204V200H202V202H203L202 204H198L199 206L201 205V207H199V209H196L195 210V213L197 212L196 215L194 213L193 215H195V216L191 217L193 222H192L191 228L189 226L190 230H188V228H187L188 226H187L186 228H187L188 232H187V234L185 232V237L184 238L182 237L183 239L180 242V244L178 243L179 247L177 245V241H179L178 240L179 237L177 238L175 245H177L178 248L177 247H171V248H173V250H176L174 248H177V250L174 253L172 252V254H174V256L170 253L171 249L169 250V252L167 251L164 256L161 255L164 260H165V257H166V259H167V257L169 258L168 253H170V256L171 255L173 256L170 259V262L168 264H264V199L257 201L258 208L261 209L260 213H257V212L248 213V210L252 204V202H251L252 194H250V192H252V190L249 192V194L244 193V191H245L244 189H246L250 185H254L255 182L258 181V177H257L258 175H257V170H256L257 167L255 169H254V167L257 166V163L259 164V162H261L260 158L263 159V152H261L260 149L263 150L264 145L262 146V144H263L262 143L261 147L259 148V146H260L259 141L262 140V137L260 138V135L258 133L259 129H260V133L262 134V131H263V130L261 131ZM5 128H6V126H5ZM236 128H237V126H236ZM242 129H245V126ZM144 130H146L145 135L143 133ZM235 130L236 129H234V131ZM245 131H247V128L245 129ZM5 132H6V130H5ZM263 133H264V131H263ZM31 134H32V140H29V139H31L30 138ZM232 135L234 136V138L232 137ZM67 137H69V139L71 140V137L69 136V134ZM9 138H10V140H9ZM73 138L71 141L67 139V141L70 143L69 144L70 146H67L68 149H70V148L73 149V147H74V146L71 147V144L72 143L74 144ZM172 138H174V139L172 140ZM178 138H182L185 141L186 153L189 154L191 151H194V155H193L192 160L189 162V165L185 168V171L182 172V174L180 175V177H179L180 181L177 184V186L175 187V189L170 191V192L165 193V192L161 191L162 186L160 188H159V186L162 183L164 184L165 182L174 180V178H176V176H175L176 172L180 171V167L182 166L183 160H176V159H174V157L171 158L169 156H168V159L165 160L166 156L164 155L165 158H163V159L165 162L162 159V161L164 163L161 161L163 164H162V167L160 168L161 170H159V171L156 170L155 166H154L155 167V169H154L152 164H153V162H155L157 160L159 152L161 151V149H163L165 147V145H167L166 143H170L171 145H175L176 142L178 141ZM230 139H232L231 141H233L232 144H231ZM237 140H239V138H237ZM241 141H243V139L240 140L239 142H241ZM262 142H264V141H262ZM62 143H65V140ZM246 143H247V145H246ZM75 144H76V142H75ZM32 145H31V147H33ZM63 145L64 144H62V146H61V144H60L61 147L59 146L60 147L59 150L61 151V149H62V151H63V152L61 151V154L62 153L65 154V151L67 149L66 146H65L66 149H64ZM106 146H105V148H106ZM78 148L80 149V151L82 150V148H80V146H78ZM228 148H229V150H228ZM29 149H31V148H29ZM45 149H47V146H46V148H44V150ZM49 149H50V147H49ZM40 150H42L41 147H40ZM54 150L51 147V151H54ZM76 150H78V149H76ZM95 150H96V156H98L97 155L98 154L97 147H95ZM101 150H104V148H102ZM101 150H99V151H101ZM113 150H114V148H113ZM32 151L35 152L34 150H32ZM37 151L38 150H36V152ZM48 151L51 152L48 149H47V152L46 151L45 152L48 153ZM57 151H58V148H56V152ZM74 151H72L73 155L72 154L70 155L71 151L69 153V150H68L66 159H65V155L63 154L64 159H65V163H64V160L62 159L64 164L61 166L62 169H61V167L59 168V169H61V172H58V176L60 173L59 178L57 179L56 177H58V176H55L56 181L54 180L55 178L52 180L51 175H50L51 173L49 174L50 177L49 176L40 177V175H39L40 173H39L38 174L39 175L38 181L48 180L49 184L51 181L52 187H55L53 185V183H55V182L57 185H61V187H62V186H70L71 184H73L75 182V180L77 182V179L80 180V176L84 173V170L91 165V163H92L91 161L94 158L92 157V159H91L90 154L86 155L84 153H80L79 150H78V153L75 152L76 154H74ZM195 151L197 152V156H196ZM41 152L42 151H40L39 153H41ZM54 152H53V154H54ZM167 152H170V151H167ZM35 153L33 155H36ZM57 153H59V151ZM101 153L102 152H99V157H101ZM87 154H88V152H87ZM167 154H169V153H167ZM130 155H128V156L131 157ZM43 156H45V155H43ZM48 156H52V155H48ZM48 156H47V158H48ZM56 156L59 157L60 155L57 154ZM56 156H54V157H56ZM54 157H53V159H54ZM94 157H95V154H94ZM58 159L59 158H57V161H58ZM43 161H45V160H43ZM106 162L107 161L103 162V164L105 165ZM59 163H60V160H59ZM93 163H94V160H93ZM96 163H97V161H95V164ZM262 163H263V161H262ZM100 164H102V161H101V163L99 162V165ZM59 165H61V164H59ZM159 165H160V163H159ZM263 165H262V167H263ZM91 166H90V168H91ZM47 167L45 169L48 171ZM100 167H102V165H100ZM258 167H259V165H258ZM261 168H260V170L258 169V172L260 171V175L264 176V174H262V172H261L262 171ZM14 169H16V173H15ZM253 169L256 170V172ZM11 170L14 171L13 172L14 174H12ZM91 170H92L91 171V173H92L94 171V169L91 168ZM27 171H28V168L25 172H27ZM95 171L97 172V170H95ZM98 172H99V169H98ZM263 172H264V170H263ZM87 173H88V171L86 172V175H87ZM195 173H196V175H195ZM122 174H124V173H122ZM28 175H29V179H30L31 178L30 172ZM43 175H45V173H43ZM89 175H90V170H89ZM96 175H97V173H96ZM93 177H94V175H93ZM100 178H101V176H100ZM197 178H198V176H197ZM97 179H98V177H97ZM135 179H137V178H135ZM213 179L215 180V178H213ZM259 179H260V177H259ZM79 180H78V182H79ZM123 180H125V179L123 178ZM195 180H196V178H195ZM210 180L212 181V179L210 178L207 182H209ZM120 181H122V180H120ZM76 182H75V186H73L75 188L78 186ZM87 182H89L88 178H84V179L81 178V187H80L81 192L80 191H78V192L81 194V195H79V198L80 199L82 198V200H81L82 202H85L88 199L87 198L86 200H84L85 197L83 198V194L86 192L85 189H87L86 188ZM90 182H92V181H90ZM130 182L135 184L134 181L133 182L130 181ZM138 182L139 183L141 182V184L144 183V182L142 183L141 180L139 181V179H138ZM263 182H264V180H263ZM122 183H124V181H122ZM141 184H137V182H136V186L139 185L138 186L139 189H140V187H141V189H142V187H144V186H141ZM208 184H210V183H207V185ZM39 185H42V184H39ZM95 185H96V183H95ZM125 185H128V184L125 183ZM116 186H117V183H116ZM45 187L47 190V186H45ZM56 187H58V186H56ZM261 187H262V191L264 192V184L263 183H262ZM39 188H40V186H39ZM41 188H42V186H41ZM55 188L54 189L51 188V190L53 189V190H55L54 192H56ZM59 188H60V186H59ZM80 188L78 187V189H80ZM144 188H146V186ZM144 188H143V190H144ZM147 188L145 189V191L147 190ZM197 188H198V184H197ZM202 188H203V186H202ZM70 189L71 188H69V190ZM207 189H205V191ZM43 190H45V188ZM53 190H52V192H53ZM135 190L136 189L134 188V191ZM65 191L68 192L67 190H65ZM72 191L73 190L71 189L70 192L72 193ZM201 191H202V189H201ZM52 192H50V193L52 194V197H53L54 192L53 193ZM90 192H91V190H89V194H90ZM40 193H41V191L39 192V194ZM48 193H49V190H48ZM127 193H128L127 196L129 197L130 194H129V192H127ZM199 193H200V191H199ZM253 193H254V191H253ZM36 194H37V192H36ZM56 194H58V193L56 192ZM64 194H65V192H64ZM73 194H75V193H73ZM86 194L89 196V194L87 192H86ZM254 194L257 195L256 190H255ZM75 195H77V194H75ZM75 195L73 196L74 198H75ZM123 195H125V194H123ZM58 196L59 195H57V197ZM84 196H86V195H84ZM92 196L93 195H91V197ZM127 196H126V198H128ZM197 196L201 197L198 195V193H197ZM54 197H55V194H54ZM62 198H60V199H62ZM36 199L38 200V202H36L37 201ZM89 199H90V197H89ZM91 199H93V198H91ZM124 199H125V197H124ZM53 200H52V203H53ZM69 200H71V199L68 198V201ZM188 200H189V198H188ZM198 200H199V198H198ZM198 200L196 199V201H198ZM66 201L67 200H65V202ZM77 201H80V200L77 199ZM199 201H201V200H199ZM71 202H70V204L73 205V202L72 203ZM78 203L80 205L81 202H78ZM67 204H68V202H67ZM81 204H84V203H81ZM157 204H158V202H157ZM160 204L158 205L159 208H160ZM37 205H36V208L38 207ZM76 205L77 204H75V206ZM209 205H212L213 211H212L211 215L207 216V214L205 215L204 212H205V209ZM67 206H69V205H67ZM75 206L73 205L74 208H75ZM123 206H124V208H123L122 212H120V213L117 211L118 209L114 210L115 208H112L113 206L112 207L109 206L108 208H105L102 206L103 207L102 209L105 208L107 210H106V213L104 212L105 215H103V218L99 220V224L103 229L107 230L109 233H112L113 236L115 235L114 233L118 230H122V234L124 236V233H123L124 230L123 229L127 230V228H125V224L127 225L126 222H127V219L129 218V213H133V210L136 211V208H133L134 207L133 203L128 201V200L125 203V205L123 203ZM73 207H72V209L71 208H69V209L73 210ZM99 207L101 208V206H97V209ZM33 208H34V210H33V213H34L35 206ZM54 208H55V206H54ZM62 209L65 210L66 206H65V208L64 207L61 208V210ZM70 210H67V211L69 212ZM67 211H65L66 214H68ZM99 211H102V210H99ZM63 212L64 211H62V213ZM71 213H72V211H71ZM66 214H64V217L66 216V218H67ZM72 214H74V213H72ZM102 214H103V212H102ZM20 215H22V214H20ZM34 216H35V214H34ZM50 216H51V218H50ZM99 216H101V213ZM64 217L61 218V220L63 219V222H64ZM68 217L70 218L71 216H69V214H68ZM97 217L98 216H96L95 219L98 221ZM178 217H179V215H178ZM178 217L168 214L167 216H164V218L160 219V222L158 224H156L157 226L153 229L152 232H150L149 234H144L143 237H141L139 235L141 237V239H137V241L135 240L137 246H135V249L132 250L133 252L131 253V255L129 254L130 264H162L163 261L161 263V258H160L161 256L159 255V252H160L159 250L162 247H164V241H165V246H166L167 237L165 238V240H163V239H161L162 237H160V236H161V234H164V233L167 234V236H168V234H170L171 237L176 235V234H174V232L176 229ZM25 218H26V214H25ZM25 218H23V219H25ZM38 218H39V216L37 218L35 217V219H38ZM98 218H100V217H98ZM28 220H29V218H28ZM252 220L254 221V223H253L254 228L250 229L249 225L252 222ZM66 221H69V219L68 220L66 219ZM66 221H65V223H66ZM189 221L191 222V219ZM218 221H224V223L222 222L223 224L221 223L222 225L220 226V225L216 224ZM36 222L37 221H34L35 224H36ZM94 222H96V221L94 220ZM96 223H95V225H96ZM189 223H188V225H191V223L190 224ZM47 224H48V222H47ZM67 224H68V222H67ZM22 225H24V224H22ZM49 225H50V223H49ZM30 226H31L30 228L34 229V227H32V223ZM0 227H2V229H3V226H0ZM61 227H62V225H61ZM65 227H66V225H65ZM40 228H41V225H40ZM43 228H48V227H47V225H45V226L43 225ZM43 228H41V229H43ZM68 228H69V226H68ZM70 228H71V226H70ZM184 228H185V225H184ZM25 229H26V227H25ZM98 229H99V227H98ZM35 230H36V233L33 230H31L33 232H30V230L28 232V234L29 233L31 234V237H32V233H34V234H33V240H31L29 243V246H30V244L32 242L31 257L30 258L28 257V259H30V261L26 258V262H28V263L30 262L32 264H56V263H58L57 260H58V258L60 260V257L57 258L56 256H57V251H58V245L60 244V242H58L59 244L56 241L55 242L50 241L49 243L48 242L46 243V239H45L46 234L44 232H43L44 234H42V232L39 233V231L37 232V229H35ZM86 231H88V230H86ZM100 231H101V229H100ZM181 231H182V229H181ZM181 231H180V239H181ZM184 231H186V229H184ZM1 232H2V230H1ZM17 232H18V229H17L15 234H17ZM45 232L47 233V231H45ZM70 232L72 233V228L70 229ZM90 232H92V231H90ZM98 232H99V230H98ZM104 232H103V234H104ZM118 232L116 235H117V238L118 237L120 238V235L118 236ZM177 232H178V229H177ZM20 233L23 236H25L24 239H27L26 238L27 231L22 232V230H21ZM49 233H50V231H49ZM209 233H214L216 235H215V237L214 236L211 237V236H208ZM18 234H19V232H18ZM48 234H47V237H48ZM57 234H58V232H57ZM64 234H65V230H64ZM6 235H5V238H6ZM61 235H62V233H61ZM95 235H96V232H94V235L92 233L83 234L80 232V229H79L78 234H76V236L74 234L73 238L74 237L75 238H74V244H73L72 248L74 250L73 253L75 254L76 259H73V261H69V264H71V263L72 264H82V258L83 257L85 259L87 258L89 260V262L94 261L93 264L96 261H97L96 264H121V262L123 260V256L120 254V252L123 249V247L125 246L123 243L124 241L122 242L121 241L122 239H120L121 242H119L117 244H114V243L110 244V243L106 242L108 240V238L107 239L105 238L106 241L105 240L99 241L97 238H99L100 236L98 237ZM98 235H99V233H98ZM100 235H101V233H100ZM16 236H15V238H16ZM127 236L129 237L128 234H127ZM127 236L125 238H127ZM170 236L168 237L169 239H170ZM182 236H183V231H182ZM207 236H208V238L206 239ZM1 237H2V235H0V239H1ZM19 237H20V235H19ZM50 237H51V235H50ZM121 237H122V235H121ZM163 237H164V235H163ZM12 238H13V244H14L15 250H16L17 247H16L15 242H14V240H15L14 235L12 236ZM12 238H11V240H12ZM22 238L23 237H21V239ZM100 238L102 239V237H100ZM122 238L124 240V237H122ZM48 239H49V237H48ZM58 239H57V241H58ZM62 239H64V238H62ZM62 239H60V240H62ZM169 239H167V240H169ZM8 240L10 241V238ZM29 240H30V237H29ZM170 240L168 242H170ZM253 240H255L258 243V245H260V249L258 250V252L252 251V249L250 247V244L253 242ZM8 242L5 243V239H4V244H2L0 246L1 247L0 249L3 251V252L1 251L2 256H0V264L1 263H3V264L11 263V262L8 263L7 258L9 257V255H8L9 251L11 249H13L12 248L13 244H10V242L9 243ZM112 242H113V240H112ZM114 242H118V240L116 239V241H114ZM203 242H206L207 246L204 248H201V244ZM146 243H147V245L144 247V245ZM25 244L27 247V245H28L27 240H26ZM61 244H62V241H61ZM167 245H168L167 247H169L168 243H167ZM175 245H173V246H175ZM60 247H62V246H60ZM26 250H28V249L26 248ZM26 250H25V252H26ZM30 250H28L29 254H30ZM14 254H13V256H14ZM160 254H163V252ZM27 255H28V253H27ZM15 256H16V254H15ZM1 257H4V259L2 258V260H1ZM25 257H27L26 254H25ZM22 258H23V256L21 257V261L24 262L25 260L23 258V260H24L23 261ZM138 258L140 260L139 263H138V261L136 262V259H138ZM15 259H14V261H15ZM167 261H168V259H167ZM167 261L165 260L164 263ZM26 262H24V263H26ZM84 262H85V260H84ZM89 262L87 261V264H89ZM28 263H26V264H28ZM59 263H60V261H59ZM15 264H17V262ZM125 264H126V262H125Z\"/></svg>",
  "mask_w": 264,
  "mask_h": 264
}]
</instances>
